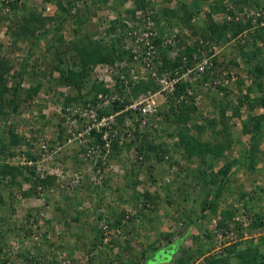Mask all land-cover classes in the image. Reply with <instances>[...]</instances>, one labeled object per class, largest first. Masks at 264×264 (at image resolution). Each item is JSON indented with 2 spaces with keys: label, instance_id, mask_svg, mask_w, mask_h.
Here are the masks:
<instances>
[{
  "label": "rangeland",
  "instance_id": "obj_1",
  "mask_svg": "<svg viewBox=\"0 0 264 264\" xmlns=\"http://www.w3.org/2000/svg\"><path fill=\"white\" fill-rule=\"evenodd\" d=\"M23 1L28 4L26 7H32L43 18H52L59 14L57 0L53 2L45 0ZM85 1L87 3L91 1L101 3L100 1L104 0ZM111 1L108 0L106 7L108 5L110 7ZM186 1L192 3L193 0ZM197 1H200L203 6L200 16L190 19L194 26H201L202 19L200 17H203L204 13L209 10L208 7L215 5L218 1L221 2L224 9H231L233 13H236V16L239 15L232 4L233 0H207V3L203 0ZM20 2L22 1L20 0ZM129 3L128 5L132 4ZM164 3L168 8L176 9V0H170L168 3L163 2V6ZM47 4L54 8L52 15L44 13V7ZM26 7H23L24 11H27ZM82 7L81 3L76 4L73 13L79 14ZM100 15L113 18L111 9L102 10L82 28V32L100 31V28L104 27L103 22L97 19ZM212 18L217 23H221L226 19V16L223 13H213ZM169 21L171 27L168 26V22H163L162 25L170 29L176 28L174 29V33L178 35L175 40L176 46L181 53H185L187 43L189 46L193 45L196 43L194 42L195 39L199 37L195 36L196 38H194L190 29L184 24H179L175 18H170ZM52 22L48 20L45 28H49ZM7 25V22H3L0 26L1 54L12 61L13 72L15 73L19 71L18 63L22 61L31 46L30 44L21 45L20 50H18L17 46L11 45L9 36L5 34ZM73 28V20L68 19L65 29L61 33L65 43L75 38ZM164 33L167 34L168 32ZM94 37L97 38L98 36L93 35ZM46 45L43 41L36 47L34 45V54L29 62V69L34 62L38 66L41 65L45 58L50 62L52 55L47 48L48 45ZM233 45L228 43L227 46H214V50L211 46H206L196 53L199 61L205 56L213 59L216 55L218 63L216 73L219 75L217 78L209 76L205 80L207 75H197L193 72L185 77L191 93L196 97L195 105L198 107L201 116L197 118V124H203V119H207V123H209L216 117L214 109L220 107L223 97V92L218 89L219 86L228 87L232 92L228 99L232 109L227 112V116L231 117L234 111H239L241 119L235 117L230 121L233 145L229 160H227L229 162L241 159L242 154L251 146L252 133L243 134V126L246 125L247 131L251 130L252 132L250 119L261 113L259 109L252 110L247 105L240 106V99L243 100L247 96L248 99H253L258 96V93L253 88L252 77L247 75L245 66L238 58V55L241 54L236 51V48L234 50ZM234 60L238 62L239 66L231 64V61ZM42 67L44 68L45 65ZM58 77V73L55 72L52 76L47 74V76L38 79V82L42 83V90L39 94L33 98L31 103L23 107L20 114L8 118L7 121L11 124L7 126L14 127L22 136V143L13 148L16 153L15 157L8 159L12 166L25 167L24 163L30 153L38 155L43 142L46 140L49 142V139H53V135L56 133L60 134V125L67 129L64 112L60 107L63 98L70 95L74 96V93L68 90V86H59L55 82ZM24 78L22 87L27 89L33 79L31 75H25ZM206 81L209 85L203 87ZM131 92L134 100L139 101L141 95V100L147 99L149 101L154 98L160 119L159 125H149L148 131L144 130L145 134L140 133L139 136L148 135L150 139L156 138V141H161L162 136L163 139L168 138L166 140L168 143L176 141L177 136L173 139L164 136V134L172 133L173 130L177 132L176 128L161 134L163 105L159 101L163 95L149 98L150 92L146 94L137 90ZM135 92L138 93L135 94ZM152 93L154 92L150 94ZM116 107L117 109L122 108L121 106ZM1 125L6 126V123L0 119ZM220 129V125L207 124V129L201 136V140H212L214 131ZM190 133L199 138L194 130H191ZM85 138L86 135H84ZM47 141L45 145L49 148L50 143ZM132 141H135V138L127 139L126 144H132ZM87 145L92 146L89 142L80 145L76 141L62 147L53 155L54 164L60 166L63 172L38 197H21V191L30 189L32 185L23 179V176L20 177L21 180L18 179L19 183L16 184L15 188L7 187L9 192L6 193H10L12 197L5 195L9 202L6 203V208H0L3 219H0V264H31L29 260L21 258L22 253H27L29 257L35 258L36 264H132V262L141 264L144 253L146 256L155 247L169 245L179 238H181V242L177 251L178 245L173 243L168 246L167 250L166 248L164 250L158 249L154 254L149 255L145 258L144 264H176V258H189L187 264H203L204 258L221 255V250L228 241L223 242L218 239L213 233L217 228L214 225L219 223L217 215L221 209L225 206L233 207L234 203L238 207L235 217L245 215L242 208L244 202L235 201L237 194L229 196V193H224V201L215 199L219 208L218 212L213 215L209 208H202L203 190L201 186L193 182L196 165H189L178 153L173 156L170 154L169 164L165 162L163 164L156 163L153 160L142 163L138 162L135 145L132 144L131 148H122L118 155L113 156L112 154V159L107 160V167L97 175L94 169L98 160L84 163L79 158L82 152L90 150ZM257 147L260 151H264V142L261 145L257 144ZM176 163L179 164V167ZM223 163L225 162L214 163L213 171L216 173ZM132 165L133 167L135 165L140 166L137 176L138 184L134 186L131 179V186L128 189L125 186L124 175ZM79 167L85 169L83 177L85 181L87 180L85 183L81 182L82 176ZM259 174L257 176L250 174L241 166L234 167L229 175V186L231 190L240 188L248 195H252L255 188H264V175ZM184 182L189 185V187L185 186V191L182 190ZM207 191H213V189H207ZM145 193L152 196L161 195V199L146 201ZM251 203L252 205L250 203L248 205L251 210L263 214L259 207L260 202L259 204L254 201ZM122 215L125 217H120ZM133 216L135 217L134 221L127 218ZM118 218H123L122 223L118 228L112 227L113 222ZM188 220L192 221L186 223ZM193 221L197 223L192 224ZM205 230L213 233L214 236L210 240L202 238ZM235 233L236 237L229 244L242 243L245 247L246 242L251 241L253 246L258 245L261 252L264 253V232L257 233L249 225L244 231L239 230ZM197 250H201L202 253L198 254ZM174 251H176V258L169 262L170 258L167 255L172 253L171 256H173Z\"/></svg>",
  "mask_w": 264,
  "mask_h": 264
},
{
  "label": "trees",
  "instance_id": "obj_2",
  "mask_svg": "<svg viewBox=\"0 0 264 264\" xmlns=\"http://www.w3.org/2000/svg\"><path fill=\"white\" fill-rule=\"evenodd\" d=\"M2 0L0 2V26L1 23L7 22L8 25L5 27V34L9 36L11 45L17 46L20 50L21 45L27 46L30 44L31 48L27 50L26 55L21 62L18 63L19 71L13 72L14 66L12 61L1 54L0 45V119L7 123L8 118L13 115H18L22 112L25 105L31 103L34 97H36L42 90V83L38 82L41 77L52 76L53 73H58L59 77L55 82L59 86L70 87V92L74 93V96H65L62 101V106L66 107L69 103H79L86 101L87 96H95L97 93L108 94L109 89L104 88L100 83L93 81L90 77L91 70L97 66L104 64L114 65L116 62L123 60L129 55V51L122 49V43L117 37V30L124 29L126 26L123 23L124 18H130L132 20L137 19V13L142 12L148 6V0H112L111 5L106 7L108 0L100 1L98 3L86 2L85 0H57L59 6V14L52 18H43L40 13L33 10L32 7H26L28 4L21 0ZM55 1V0H45ZM207 3V0H203ZM64 2V3H63ZM129 2H131V5ZM161 6L159 13L156 15L154 22L158 28L162 31L167 29L166 26L161 25L164 21L168 22V26L171 27L169 21L170 18H175L179 24H184L191 31V35L194 38L199 37L202 44H199V40L195 39L196 42L193 45L185 46L186 57L183 60V55H178L174 59L169 58L168 50L172 47L163 48L161 45L162 39H157L154 44L160 53L161 67H159V73L162 75L172 74L178 71L181 67H191L196 62L195 55L202 48L211 46L214 50V46H227L234 44V50L239 52L238 58L242 61V65L245 66L247 75L252 77L253 88L258 93L257 97L253 99L243 98L239 100L240 106L247 105L249 109L261 110L256 116H253L250 120L252 121V132L247 131L246 125L243 126V134L252 133V144L242 154L241 159L234 161L229 160V154L233 145V138L231 134L230 121L232 118L241 119L239 111H234L231 117L227 116V112L232 109L231 102L228 100L231 96V91L228 87H218L222 91V101L220 107L214 109L216 117L209 123L207 119H203V124H197V118H200L198 107L195 105V95L186 93L188 87L187 83H180L176 85V89L173 95L168 99V105H164L161 110V134L167 133V130L176 128L177 132L164 134L165 137L169 136L170 139L177 138L176 141L168 143L166 139L161 136V141H156V138L148 135L142 137L136 133L135 141L131 143L135 145V151L137 153L138 162H149L155 161L156 163L163 164L168 163V159L176 153L181 155V158L185 160L189 165H196L195 175L193 182L201 186L203 190V201L202 208H209L210 213L215 215L218 212V204L215 199L223 200L224 193H229V196L237 194L235 201L242 203L244 214H254L255 218H259L261 213L258 211L251 210L248 205L251 202L261 203L259 206L261 212L264 213V188H255L252 195H248L244 190L238 188L237 190H231L228 181L231 170L234 167L241 166L246 169L250 174L256 176L264 175V151H260L257 147V141L264 137V32L253 23L254 13L261 6L259 2L255 0H233V6L236 8L237 13H233L231 9H224L221 2H217L215 5H211L208 11H206L203 17H200L201 26H194L191 24L190 19L193 17L200 16L202 11V3L197 0H193L192 3L186 0H176V9L168 8L163 2H170V0H160ZM81 3L83 5L82 11L78 14L73 13L75 5ZM204 4V3H203ZM128 5V6H127ZM126 6V7H125ZM166 6V7H165ZM26 7L27 11H24ZM113 14V18H108L103 15L97 17V19L103 22V28L100 31L94 30L89 32H82V28L91 20L96 17L102 10H110ZM250 12V14H249ZM225 14L226 19L217 23L212 18V14ZM169 18V19H168ZM68 19L73 20V32L74 39L65 43V39L61 33L65 29V24ZM53 21L49 28H45L47 21ZM262 20V18H260ZM181 22V23H180ZM104 30V32H103ZM60 33V34H59ZM114 34V37H110V34ZM93 35H97V38H93ZM196 36V37H195ZM43 41L47 44L52 58L50 62L45 58L41 65H37L36 62L29 69V62L34 54L35 47ZM243 42V43H240ZM202 50V49H201ZM213 54H215L213 52ZM216 55L213 57L211 62L213 63L212 71L213 77L219 76L216 73ZM231 64L239 66L237 61H231ZM42 65H45L43 68ZM31 75L32 80L30 87L25 89L22 87L25 81L24 76ZM209 78V75L205 76V80ZM240 84V83H238ZM158 87L154 83H150L147 86H139L137 91L143 93L155 92ZM55 92V91H54ZM181 97V99H180ZM168 107L167 110H165ZM207 124H214L215 126L220 125L219 131H214V138L212 140H201V136L207 129ZM61 126V125H60ZM5 127V128H4ZM163 129V130H162ZM62 130V129H61ZM191 130H194L199 138L195 135H191ZM63 132V130H62ZM61 134V135H60ZM57 142L61 143L64 141L62 133L60 131ZM100 138V135H98ZM22 143V136L19 135L14 127L3 125L0 129V208L5 207L6 197L12 195L7 187H16L19 180L25 179L28 183H32L30 189L21 191L22 198H29L32 196L38 197L42 191L47 189L54 182L55 177H47L46 179H38L35 177L33 170L29 167H17L9 164L8 159L15 157L14 147H17ZM132 144L123 145L119 147L117 141L112 142V152L109 159L122 150V148H131ZM32 156H27V160H33ZM224 161L222 167L215 173L213 171L214 163ZM90 163V162H89ZM177 164V163H176ZM87 165V164H86ZM141 165V164H139ZM179 164H177V167ZM96 169L102 173V170L107 165L102 166L98 163L95 165ZM187 166V165H186ZM260 171H259V167ZM84 168L79 167L80 175L82 176L81 182L85 183ZM140 170V166L130 168L126 171L125 186L129 189L132 184L135 186L138 184L137 176ZM99 175V174H98ZM20 178V179H19ZM19 179V180H18ZM129 181V184H128ZM255 181H253V184ZM88 184V182H87ZM190 184V183H189ZM132 185V186H133ZM189 187L188 183H183V191L186 187ZM40 188L39 190H37ZM213 189V191H207ZM4 192V193H2ZM258 194V195H257ZM146 201L152 199H161V195H150L149 193L144 194ZM224 201V200H223ZM225 206L221 209L218 218V229H228L230 223L237 224L233 221V218L237 214L238 207ZM2 212V211H0ZM2 215L0 214V219ZM120 217H125L122 215ZM262 217V216H261ZM131 221L135 220V217H127ZM188 218V217H187ZM123 218L116 219L112 227L118 228L122 223ZM256 219V220H257ZM3 220V219H2ZM192 221V220H191ZM190 220L186 223H190ZM124 222V220H123ZM194 222V221H193ZM194 222L192 224H195ZM211 231L205 230L202 234V238L210 240L213 237ZM181 238L172 242L169 245L161 247H155L153 251L142 259L144 264L145 258L149 255L154 254L158 249L166 250L168 246L173 243H177L178 250L180 246ZM226 242V239H223ZM244 247L242 243L229 244L224 246L221 250L220 256H212L204 258L203 264H264V253L261 252L258 245L253 246L251 241L246 242ZM176 251L172 256V261L176 258ZM199 251V252H198ZM198 254H201V250H197ZM21 258L29 260L36 264V259L29 257L26 253H22ZM191 258V256H190ZM170 260V261H171ZM189 258L186 259H175L176 264H187ZM171 261V262H172ZM132 264H136L132 262Z\"/></svg>",
  "mask_w": 264,
  "mask_h": 264
},
{
  "label": "built area",
  "instance_id": "obj_3",
  "mask_svg": "<svg viewBox=\"0 0 264 264\" xmlns=\"http://www.w3.org/2000/svg\"><path fill=\"white\" fill-rule=\"evenodd\" d=\"M255 1L259 2L261 6L254 12L252 20L255 27L264 30V0ZM148 3L149 6L145 10L137 13L136 20L128 17L124 18L123 23L126 27L117 30V37L122 43V49L128 50L129 55L114 65L104 64L91 70V79L109 89L110 92L108 94L97 93L95 96H87L86 101L79 103V105L74 102L69 103L66 107L61 105L60 108L64 112L67 124V129L61 125L64 143L62 145L55 143L52 148L48 149L45 145L46 140L41 144L36 160L24 163L34 169L38 179L43 180L47 177L54 176L56 178L61 176L63 171L60 166L54 164L53 155L68 144L76 141L80 145L89 142L92 146L87 145L90 150L82 152L79 155L80 160L84 163L98 160L95 164L100 163L104 166L111 155L113 141H117L119 147H121L127 139L135 138L136 133L138 135L140 133L145 134L144 130L148 131L147 127L149 125H159L160 119L158 118V109L155 106L154 98H151L149 102L147 99L141 100V95L139 101L134 100L131 95L132 90L135 91L139 86L154 83L158 90L152 94L149 93L151 96H147L150 98L163 95L159 102L160 104L162 102L164 107V105H168V99L172 97L176 85L187 83L185 77L190 73L212 76V59L205 56L199 61L196 55L194 58L196 62L191 67H181L173 73V76H171L172 74L161 76V73H159V67H161L160 53L158 52L159 48L154 44L155 40L162 39L163 43L161 45L163 48L172 47L168 50L169 58L174 59L178 55H183V60H185L186 56L176 46L175 40L178 38V35L174 33L176 28H167L162 31L154 22L161 6L160 0H148ZM53 12L52 5L47 4L44 7L45 14L52 15ZM164 32L168 33L165 34ZM110 37H114V34L111 33ZM198 40L199 44H202V41ZM187 44L189 45V43ZM201 49L203 50L204 47ZM208 85L209 83L206 81L203 87ZM68 90H70V87ZM140 93L143 92L140 91ZM186 93L192 95L189 87H187ZM116 106L122 108L117 109ZM165 108V110L168 109V107ZM10 124V122L6 123V125ZM84 135H86L85 139ZM98 135H100V138ZM95 173L100 174L97 169ZM256 219L252 212L246 213L244 216L237 215L233 218V221L238 226L232 223L228 229H218L215 223L216 229L213 233L221 241L226 239L228 241L227 245H229V242L231 243L236 237L235 232L239 230L242 232L249 225L257 233L264 232V213Z\"/></svg>",
  "mask_w": 264,
  "mask_h": 264
},
{
  "label": "clouds",
  "instance_id": "obj_4",
  "mask_svg": "<svg viewBox=\"0 0 264 264\" xmlns=\"http://www.w3.org/2000/svg\"><path fill=\"white\" fill-rule=\"evenodd\" d=\"M160 11V10H159ZM159 13V12H158ZM165 22V21H164ZM217 22V21H216ZM162 25V24H161ZM1 128V127H0ZM61 133H62V130H61ZM61 135V134H60ZM62 136H63V134H62ZM59 137V133H56V134H54L53 135V139H49V142L48 143H50L49 144V148L48 149H50V148H52L53 147V144H55V143H58L57 142V138ZM64 143V141L63 142H61V143H59L60 145H62ZM29 156H32L34 159L33 160H27V161H25V163H27V162H29V161H35L36 160V154H32V153H30V155ZM25 166L26 167H29V166H27L26 164H25ZM29 168H31L32 170H33V172H34V174H35V171H34V169L32 168V167H29ZM35 177H36V175H35ZM52 177H54V176H52ZM36 178H38V177H36Z\"/></svg>",
  "mask_w": 264,
  "mask_h": 264
},
{
  "label": "crops",
  "instance_id": "obj_5",
  "mask_svg": "<svg viewBox=\"0 0 264 264\" xmlns=\"http://www.w3.org/2000/svg\"><path fill=\"white\" fill-rule=\"evenodd\" d=\"M264 142V137L262 138V139H260V141L258 140L257 141V144H259V145H261L262 143ZM259 167V169H260V166H258ZM176 241V240H175ZM174 242V241H173ZM172 243V242H171ZM170 243V244H171Z\"/></svg>",
  "mask_w": 264,
  "mask_h": 264
},
{
  "label": "water",
  "instance_id": "obj_6",
  "mask_svg": "<svg viewBox=\"0 0 264 264\" xmlns=\"http://www.w3.org/2000/svg\"><path fill=\"white\" fill-rule=\"evenodd\" d=\"M167 252H169V251H167ZM172 254V253H171ZM171 254H168L167 256H168V258H170V260L172 259V256H171ZM170 260H169V262H170ZM165 261H167V259H165ZM167 263V262H166Z\"/></svg>",
  "mask_w": 264,
  "mask_h": 264
}]
</instances>
